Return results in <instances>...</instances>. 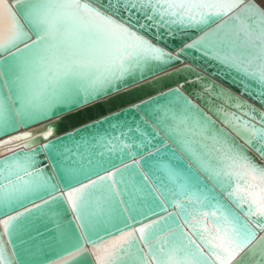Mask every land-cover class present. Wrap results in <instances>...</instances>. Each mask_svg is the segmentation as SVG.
Masks as SVG:
<instances>
[{
	"label": "snow or ice",
	"instance_id": "snow-or-ice-1",
	"mask_svg": "<svg viewBox=\"0 0 264 264\" xmlns=\"http://www.w3.org/2000/svg\"><path fill=\"white\" fill-rule=\"evenodd\" d=\"M189 56L264 108V0H0V264H264V111L197 77L45 124Z\"/></svg>",
	"mask_w": 264,
	"mask_h": 264
},
{
	"label": "water",
	"instance_id": "water-1",
	"mask_svg": "<svg viewBox=\"0 0 264 264\" xmlns=\"http://www.w3.org/2000/svg\"><path fill=\"white\" fill-rule=\"evenodd\" d=\"M172 44L175 48L183 46L179 40L173 41ZM189 65L191 66L190 72H182L176 75L177 69H182ZM214 72L215 68L213 66L200 60L193 61L191 56H189V58L184 60L183 64H177L175 68H170L167 70V73L161 74L160 78L163 79L165 83L157 84L155 80L149 79L143 84L130 87L114 96L105 97L81 109L65 112L60 117H55L51 121H45V124L55 125L56 134L63 137L67 133L82 127L85 123H91L93 120L101 119L103 116L111 115L113 112L119 113L124 108H130L134 104H139L142 100H148L150 96L158 95L159 91H166L169 87H176L177 82L184 83L185 89H182V91H185V94L190 98L195 99L197 94L203 92L204 87L203 83L197 80V77L217 87H222L225 90L231 91L238 98L247 101L249 104H253L260 111H264V108H262L259 103L249 99L247 96H242L239 89L233 87L230 81L218 78L213 74ZM149 84H152L153 87H149ZM196 102L199 103L200 101L197 100ZM201 107H203L202 104ZM129 119H131V117H129ZM43 126L44 125H35L33 129ZM221 126L223 127V125ZM26 130L32 129H21V131ZM241 143L243 142L241 141ZM7 155H11V153L9 152L0 156V159H3ZM41 159L44 158L41 157ZM46 162L45 160V163ZM260 235L264 236V232H261Z\"/></svg>",
	"mask_w": 264,
	"mask_h": 264
},
{
	"label": "bare ground",
	"instance_id": "bare-ground-1",
	"mask_svg": "<svg viewBox=\"0 0 264 264\" xmlns=\"http://www.w3.org/2000/svg\"><path fill=\"white\" fill-rule=\"evenodd\" d=\"M38 128H41V127H38ZM32 130H34V129H32ZM7 153H9L8 146H0V156L7 154Z\"/></svg>",
	"mask_w": 264,
	"mask_h": 264
}]
</instances>
